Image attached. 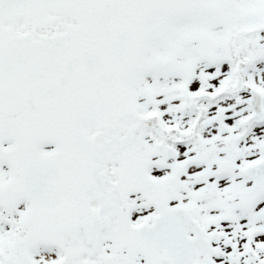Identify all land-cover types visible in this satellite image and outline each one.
Here are the masks:
<instances>
[{
	"label": "snow or ice",
	"instance_id": "6c2138e0",
	"mask_svg": "<svg viewBox=\"0 0 264 264\" xmlns=\"http://www.w3.org/2000/svg\"><path fill=\"white\" fill-rule=\"evenodd\" d=\"M0 264H264V0H0Z\"/></svg>",
	"mask_w": 264,
	"mask_h": 264
}]
</instances>
